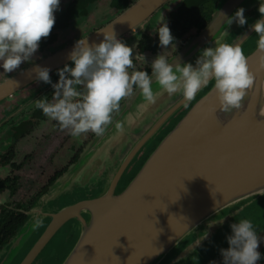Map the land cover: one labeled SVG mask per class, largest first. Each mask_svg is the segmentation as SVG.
Segmentation results:
<instances>
[{
    "label": "water",
    "instance_id": "95a60500",
    "mask_svg": "<svg viewBox=\"0 0 264 264\" xmlns=\"http://www.w3.org/2000/svg\"><path fill=\"white\" fill-rule=\"evenodd\" d=\"M168 1L135 0L82 40L87 39L90 45L99 43L103 39L100 33L108 28L119 39L140 27ZM260 1L218 0L207 25L188 39L169 62L175 59L181 65L191 63L195 67L205 48L230 42L239 25L236 22L228 25L227 19L239 8H244L246 14ZM254 34L250 26L232 45L241 47ZM75 45L76 42L2 80L0 103L11 100L36 81L37 66L47 67L51 72L70 62L69 53ZM246 57L255 83L241 110L220 111L213 85L160 141L122 192L114 194L117 175L108 188L97 190L98 195L59 214L62 219L73 217L79 221L72 249L62 264H159L183 238L203 228L208 219L230 210L218 222L224 224L264 195V50L256 47ZM153 90L160 93L153 105L139 94L127 99L115 117L123 122L124 132L121 134L114 125L109 126L104 136L94 138L60 181L91 174L97 165L109 164L131 134L138 133L156 112L181 94L169 96L155 83ZM185 103L182 97L164 112L133 150ZM97 175L102 177L103 170ZM81 213L87 214L88 222ZM257 233L261 237L257 251L262 257L257 264H264V224ZM228 247L220 245L204 264H223L220 249ZM35 255L33 251L22 264H30Z\"/></svg>",
    "mask_w": 264,
    "mask_h": 264
},
{
    "label": "flooded vegetation",
    "instance_id": "af4514ba",
    "mask_svg": "<svg viewBox=\"0 0 264 264\" xmlns=\"http://www.w3.org/2000/svg\"><path fill=\"white\" fill-rule=\"evenodd\" d=\"M127 1H129L128 7L132 0ZM184 1L169 0L140 27L119 38L127 46L133 47L134 58L137 55L134 59L135 69H130V72L140 70L147 71L151 75V63L158 55L162 54L169 60L178 53L188 39L194 37L192 33L195 30L190 28L186 35L191 34V36L185 38L184 34L173 41L174 46L162 49L159 44L156 31L162 16L168 27L172 25L174 30L184 29L181 24L174 25L178 13L181 15ZM119 3L120 0H60L59 10L54 13L55 25L49 37L42 39L33 58L22 64L20 69L5 73L0 67V80L15 75L103 27L109 16L121 11L115 7ZM260 3H264V0L245 14L247 24L244 26H248L228 44H234L260 18L258 12ZM191 7L192 5L185 7L186 13L192 10ZM182 18H179L180 23H183ZM258 40L259 37L255 33L241 46L243 53L248 48L254 50ZM170 50H173L171 54ZM65 65L74 67L70 61L51 71L50 78L53 83L59 81L57 71ZM213 85L214 81H211L207 87L202 88L191 102L181 106L137 150L133 149L138 141L183 95L171 102L165 111L152 117L153 119L151 118V121L136 135H132L131 140L115 153L109 164L97 165L91 174L77 175L69 179L67 177L64 181L60 179L71 171L96 135L88 132L79 137H72L68 130H61L56 121L46 117L42 110L36 107V100L47 98L51 102L54 89L49 84L36 80L14 95L11 100L1 102L0 264H22L33 251H36V255L30 264H61L71 251L68 246L73 241L79 221L73 217L62 219L59 214L80 201L98 195L97 190L108 188L117 175L114 194L122 192L170 131L159 138L165 128L180 114L183 115ZM125 101H121V105ZM138 163L139 167L135 170ZM100 169L104 173L102 177L97 175ZM125 178H128V183L121 188ZM68 197L69 201H66ZM227 214H230V210L222 211L208 219L203 228L183 238L159 264H204L216 248L227 243V236L232 234L230 225L233 224L235 217L224 224H218ZM38 215L42 216L43 225L33 230L32 224ZM262 215H264V207L260 208L254 218H250L256 232L260 228L257 226L263 219ZM81 216L88 222L86 213H81ZM205 236L207 237L201 241ZM192 244L195 245L193 250L185 253Z\"/></svg>",
    "mask_w": 264,
    "mask_h": 264
},
{
    "label": "clouds",
    "instance_id": "9594fccd",
    "mask_svg": "<svg viewBox=\"0 0 264 264\" xmlns=\"http://www.w3.org/2000/svg\"><path fill=\"white\" fill-rule=\"evenodd\" d=\"M59 7L60 0H0V67L5 73L15 72L33 58L42 39L49 37ZM258 12L261 18L251 28L259 37L257 47L264 50V3H260ZM233 22L241 27L247 24L244 8L226 21L228 25ZM108 29L100 33L103 39L99 43L90 45L87 39L76 42L69 53L74 67L65 65L58 70L57 83L52 82L49 68H35L37 81L54 89L51 102L42 98L35 101L36 107L72 137L88 132L102 137L112 125L122 134L124 124L115 119L121 112V101L139 94L147 104H155L160 93L153 90L154 83L169 96L182 93L188 103L214 81L213 91L219 110L224 113L241 110L254 86L255 75L239 45L220 43L205 48L195 67L191 63L181 65L175 59L169 62L160 54L152 61L149 75L147 71H129L135 69L137 55L134 58L133 47ZM156 32L162 49L174 46V37L163 16ZM42 225L43 218L38 215L32 228ZM230 227L232 234L226 238L229 247L220 249L223 264H257L262 258L257 251L261 237L253 223L242 219Z\"/></svg>",
    "mask_w": 264,
    "mask_h": 264
},
{
    "label": "trees",
    "instance_id": "16d2710c",
    "mask_svg": "<svg viewBox=\"0 0 264 264\" xmlns=\"http://www.w3.org/2000/svg\"><path fill=\"white\" fill-rule=\"evenodd\" d=\"M217 1L218 0H185L181 7L182 12H180L182 16L178 13L176 16V23L174 24H181L184 29L182 31L179 29L174 30L172 25L169 26L171 34L174 37V41L181 38L184 34L186 35L190 28H194L195 30L194 33H192L193 36L199 34V32L211 19ZM128 3L129 1L127 0H120V3L115 7L121 9L122 11L127 7ZM188 5H192V10L186 13L185 7ZM179 18H182L183 23H180ZM190 36L191 34L186 35L185 38Z\"/></svg>",
    "mask_w": 264,
    "mask_h": 264
},
{
    "label": "rangeland",
    "instance_id": "374dc122",
    "mask_svg": "<svg viewBox=\"0 0 264 264\" xmlns=\"http://www.w3.org/2000/svg\"><path fill=\"white\" fill-rule=\"evenodd\" d=\"M133 1H135V0H132L131 2L133 3ZM253 12V11H252ZM118 15V13L117 14H115L114 16H109V18H107V22L109 21V20H111L112 18H114L115 16H117ZM106 22V23H107ZM248 26V25H247ZM247 26H243V27H241L240 26V28L239 29H237V31H236V33L233 35V37L231 38V40H234L235 38H236V36H238V33L240 34L241 32H243L244 31V28H246ZM239 30V31H238ZM133 32V31H132ZM132 32H130V33H132ZM231 40H230V42H231ZM229 42V43H230ZM172 51L173 50H170V54L172 53ZM253 50H250V48H248V49H246V51L244 52V55H246L247 53H251ZM2 80H0V82H1ZM180 95H182V93L181 94H179L178 96H176V98L174 99V100H172L171 102H173V101H175ZM171 102H169V103H167L166 105H164L162 108H161V110H159L158 112H156L155 113V115H153V118L157 115V114H159L160 112H162V111H165V109L169 106V104H171ZM185 114V113H184ZM183 114V115H184ZM182 114H180L176 119H174V120H172V122L169 124V126L167 127V128H165V131H164V133L159 137V138H161L162 136H164L165 135V133H167L168 132V130H171L175 125H176V123L179 121V119H181L182 118V116H181ZM152 118V119H153ZM151 120H149V122H150ZM149 122H147L145 125H147ZM145 125H143V127L145 126ZM142 127V128H143ZM132 135H136V134H131L130 135V137H129V140L128 141H130L131 140V136ZM158 138V139H159ZM157 139V140H158ZM127 141V142H128ZM126 142V143H127ZM126 145V144H125ZM124 145V146H125ZM123 146V147H124ZM123 147H121V149L123 148ZM139 167V163L137 164V166H136V168H135V170H137V168ZM128 183V178H125L124 179V181H123V183H122V185H121V188L123 187V186H125L126 184ZM129 184V183H128ZM66 201H69V197L68 198H66ZM261 207H264V196H262L261 198H258V200L256 201H254L253 203H251L250 205H248L246 208H244L243 210H242V212L240 213H238V215H235V216H233V218H234V220H233V223H238L240 220H242V219H249L250 220V218H254L255 217V215L258 213V211L260 210V208ZM263 216V219L260 221V224H259V226H257V227H262L263 226V224H264V215H262ZM232 218V219H233ZM231 219V220H232ZM259 228V229H260ZM75 237V235L73 236V238ZM224 244H228V243H224ZM224 244H222V245H224ZM72 246H73V241H72V243L71 244H69V246H68V248L70 249H72ZM67 257V256H66ZM65 257V258H66ZM11 258V257H10ZM9 258V262H10V259ZM65 258H64V260H65ZM64 260H62V262L64 261ZM62 262H61V264H62Z\"/></svg>",
    "mask_w": 264,
    "mask_h": 264
}]
</instances>
